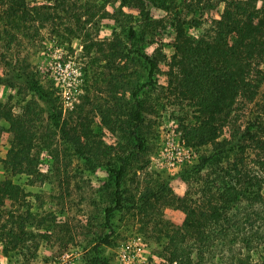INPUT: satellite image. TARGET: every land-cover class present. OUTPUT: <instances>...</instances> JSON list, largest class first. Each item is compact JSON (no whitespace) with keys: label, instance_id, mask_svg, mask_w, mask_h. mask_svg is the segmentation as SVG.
Wrapping results in <instances>:
<instances>
[{"label":"rangeland","instance_id":"obj_1","mask_svg":"<svg viewBox=\"0 0 264 264\" xmlns=\"http://www.w3.org/2000/svg\"><path fill=\"white\" fill-rule=\"evenodd\" d=\"M27 1L50 13L36 29L25 23L30 37L9 27L6 34L0 22V109L25 116L31 148L30 165L7 172L3 161L16 139L0 118V181L20 188L17 200L0 206V264H57L64 252L71 254L69 264H123L121 254H134L135 243L141 251L132 264H264V187L217 220L199 227L186 220L193 210L207 211L205 188L215 166L203 159L213 147L188 143L185 131L199 122L196 102L163 69L148 78L135 53L169 56L173 24L201 20L188 29L199 34L208 26V1L217 0H129L145 7L150 21L116 0H77L68 14L49 0ZM130 24L145 38L128 41ZM12 69L38 79L61 109L66 136L28 82L11 78ZM135 92L144 110L135 129L142 148L130 134ZM263 104L264 81L256 99L234 112L236 125L246 126ZM260 154L252 145L233 149L220 166L229 168L241 156L256 170ZM121 166L122 207L107 222L106 209L116 205L112 170Z\"/></svg>","mask_w":264,"mask_h":264},{"label":"trees","instance_id":"obj_2","mask_svg":"<svg viewBox=\"0 0 264 264\" xmlns=\"http://www.w3.org/2000/svg\"><path fill=\"white\" fill-rule=\"evenodd\" d=\"M49 1L54 2L57 5L55 7H61L64 14H68L77 3V0ZM116 1L121 7L127 6L145 13V21H150L149 12L143 5L131 4L129 0ZM221 3L222 11L219 9ZM206 9L210 11L208 18L204 20L208 26L199 34H190L188 29L199 27L201 20L178 19L173 24L175 36L169 56L161 50L155 56H150L143 50H135L138 58L148 67V78L160 74L163 69L168 81L196 102L200 112L199 122L185 131L188 143L193 140L197 141L198 146L213 147L211 153L203 159L204 165L215 166L208 176L210 180H207L205 188L207 211L193 210L190 216L187 215L186 220H190L193 227H199L197 225H202L205 220L209 222L212 218L219 219L243 195L248 192L260 195L264 187V104L259 115L250 118L243 128L233 120V114L240 104L256 99L264 81L261 68L264 61V0H217L216 4L208 1ZM49 17L50 13L45 11V7L31 6L27 0H0V22L4 23L3 31L6 34L10 33L6 28L9 27L11 30L21 31V35L28 38L30 34L25 23L29 21L32 28L36 29L37 26H33L35 22L48 20ZM12 36L15 38L16 34ZM145 36L146 32L138 30L133 24L128 26V41L144 39ZM11 78L28 82L32 93L48 105L49 117L54 125L66 136V122H60L61 109L58 111L52 105L49 93L38 79L34 75L29 78L28 74H20L13 69ZM1 82L3 81L0 79ZM132 95L135 104L130 134L138 141V147L142 148L144 142L135 129L144 121V110L136 100L137 92ZM0 118L10 123L9 130L16 139L3 161L5 170L15 174L30 165V130L24 115L15 117L0 109ZM247 145L256 147L261 153L256 170L249 168L241 156L229 168L220 166L229 152L233 149L242 151ZM112 171L115 174L116 205L106 209L107 222L111 213L122 207L120 187L124 166ZM19 194L20 188L12 180L0 181V206L6 201L17 200Z\"/></svg>","mask_w":264,"mask_h":264},{"label":"built area","instance_id":"obj_3","mask_svg":"<svg viewBox=\"0 0 264 264\" xmlns=\"http://www.w3.org/2000/svg\"><path fill=\"white\" fill-rule=\"evenodd\" d=\"M135 250H134V254H128L126 255L125 252H123V254H121V259L123 261V264H132L134 263L137 255L140 253L141 251V246L138 243H135ZM128 248V246H127ZM127 248H125V250H127ZM124 251V249H123ZM71 254L68 252H64L62 254H60V256L57 258V264H69L71 261Z\"/></svg>","mask_w":264,"mask_h":264}]
</instances>
